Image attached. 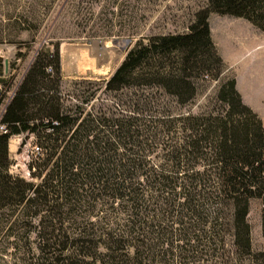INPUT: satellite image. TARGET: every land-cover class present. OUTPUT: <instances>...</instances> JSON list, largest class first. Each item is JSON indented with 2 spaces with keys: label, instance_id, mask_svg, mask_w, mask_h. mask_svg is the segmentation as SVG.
Here are the masks:
<instances>
[{
  "label": "trees",
  "instance_id": "1",
  "mask_svg": "<svg viewBox=\"0 0 264 264\" xmlns=\"http://www.w3.org/2000/svg\"><path fill=\"white\" fill-rule=\"evenodd\" d=\"M209 13L264 32V0H206L185 32L137 38L102 83L129 94L95 108L64 106L57 48L37 52L1 118L0 204L38 216L39 264H264L246 220L251 199L264 203L260 119L233 75L218 83L217 110L178 109L195 78L225 68ZM16 134L34 137L27 169L36 183L5 173Z\"/></svg>",
  "mask_w": 264,
  "mask_h": 264
},
{
  "label": "rangeland",
  "instance_id": "2",
  "mask_svg": "<svg viewBox=\"0 0 264 264\" xmlns=\"http://www.w3.org/2000/svg\"><path fill=\"white\" fill-rule=\"evenodd\" d=\"M205 4L206 0H0V47L7 52L12 69L4 86L10 88L22 79L40 49L52 52L56 47L64 106L82 101L87 108H95L116 102L130 90L107 92L102 83L133 42L154 34L185 32L194 12ZM124 38L129 40L127 44ZM104 44L110 46L101 50ZM230 75V71L222 70L218 79L209 75L195 78V95L178 107L179 111L197 114L217 110L218 83ZM160 98L170 104V97ZM34 144L33 135L23 143L22 137L7 138V175L39 181V177L26 173ZM262 209L260 199L249 201L246 220L253 251L264 250ZM22 214L14 203L0 204V264H39L42 260L35 232L38 216Z\"/></svg>",
  "mask_w": 264,
  "mask_h": 264
},
{
  "label": "crops",
  "instance_id": "3",
  "mask_svg": "<svg viewBox=\"0 0 264 264\" xmlns=\"http://www.w3.org/2000/svg\"><path fill=\"white\" fill-rule=\"evenodd\" d=\"M209 36L241 101L264 127V32L242 17L209 13Z\"/></svg>",
  "mask_w": 264,
  "mask_h": 264
},
{
  "label": "built area",
  "instance_id": "4",
  "mask_svg": "<svg viewBox=\"0 0 264 264\" xmlns=\"http://www.w3.org/2000/svg\"><path fill=\"white\" fill-rule=\"evenodd\" d=\"M11 70L12 69L9 68L8 64V54L4 48L0 47V135H5L8 133V128L6 124L1 121V118L7 103L13 96L19 82L21 81V79H19L13 85H11L10 88H5L4 84L7 80V77L11 74ZM14 136L17 137V139H20L22 134L10 135L9 137ZM33 148V150H30V156L37 154V146L35 145ZM26 173L28 174V169H26Z\"/></svg>",
  "mask_w": 264,
  "mask_h": 264
},
{
  "label": "bare ground",
  "instance_id": "5",
  "mask_svg": "<svg viewBox=\"0 0 264 264\" xmlns=\"http://www.w3.org/2000/svg\"><path fill=\"white\" fill-rule=\"evenodd\" d=\"M94 46L97 48L98 47V43H95ZM110 44H104L103 48L101 50H104L105 48L109 47Z\"/></svg>",
  "mask_w": 264,
  "mask_h": 264
},
{
  "label": "water",
  "instance_id": "6",
  "mask_svg": "<svg viewBox=\"0 0 264 264\" xmlns=\"http://www.w3.org/2000/svg\"><path fill=\"white\" fill-rule=\"evenodd\" d=\"M122 41H123L125 44H127L129 40H128L127 38H124V39H122Z\"/></svg>",
  "mask_w": 264,
  "mask_h": 264
}]
</instances>
